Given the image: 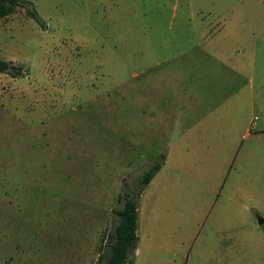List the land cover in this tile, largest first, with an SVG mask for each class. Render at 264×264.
I'll return each mask as SVG.
<instances>
[{
    "label": "rangeland",
    "instance_id": "rangeland-1",
    "mask_svg": "<svg viewBox=\"0 0 264 264\" xmlns=\"http://www.w3.org/2000/svg\"><path fill=\"white\" fill-rule=\"evenodd\" d=\"M25 1L43 26L21 7L0 19V57L26 69L0 74V264H30L43 247L55 264H83L109 210L94 264L118 195L166 157L162 238L144 264H264V167L242 158L243 115L203 127L191 116L207 110L199 99L214 109L237 95L210 82L215 62L200 51L236 46L264 68V0Z\"/></svg>",
    "mask_w": 264,
    "mask_h": 264
},
{
    "label": "crops",
    "instance_id": "crops-1",
    "mask_svg": "<svg viewBox=\"0 0 264 264\" xmlns=\"http://www.w3.org/2000/svg\"><path fill=\"white\" fill-rule=\"evenodd\" d=\"M205 50L203 52L200 51L199 55L201 56L205 52V55L212 59L210 61L215 62V64L213 63L214 66L212 65L213 69L207 71L210 82L212 80L215 81L216 83L213 82L214 86H217L218 88L226 89L228 86H231V89L237 91V95L231 100L219 104L218 107L214 109H212L211 106L212 102L205 99H199L198 103L201 101L202 105L199 103L198 110H201L203 108V104L205 103L208 105L207 110L196 111V113H192V118L197 119L198 124L203 127L202 122H207L208 124V122L211 120H217L221 118H224V120L229 123L231 112L232 116L241 117L243 115V120H241L240 124L244 126L246 135H250L251 139L249 138L250 144L245 147L242 153V158L250 167H264V148L261 149L258 146L260 144V140L264 139V68L259 70L258 73H255L257 70L256 66L254 65L255 52L253 51L252 53H246V50L242 49L237 55L236 51L239 50H237L236 46L231 48L226 44L219 46L215 45L214 47H211V49ZM248 72H250V78L247 80V83L243 82L242 85V80L246 77ZM175 118L176 124L179 126L178 121L184 118L183 112H177ZM0 122L3 123L1 119ZM164 163H167V157L163 159V163L160 164L159 170L147 184L139 198L137 225L138 242L137 248L135 250L134 264H144L146 260L151 259L153 254L152 249L155 245V242L162 238L158 234V229L160 228V224H162L163 218H160V214L156 209L157 202L160 200V194L154 190L158 187V182L160 179L157 181V178L158 175H161V165ZM259 176H261V174ZM151 187L153 190H151ZM254 191L255 190H253V187H251L249 192H244L245 194L243 195V198L246 199L247 202L246 204L241 203V206H243L245 211L251 208L250 201L255 202V196L253 194ZM162 197V199H166V196ZM172 199L173 195L167 198V200ZM229 199L231 200V198ZM258 199L259 197L256 198L257 203L259 202ZM172 201L175 203L176 199ZM171 206L172 205H164L161 211H166V209ZM254 209L258 210V207L255 206ZM103 217L105 218L103 226H97L98 228L93 230L89 229L88 240L81 249V251L85 250L82 255L83 264H90L94 257V248L99 239V235L105 229V223L109 217V210L104 212ZM263 222L264 219H258V224H262ZM16 248H19V246H16ZM19 250L21 253L27 254L29 247L27 245L20 248ZM159 250L164 252L163 245H159ZM67 251L69 252L71 259L74 255L81 257L78 251L74 253V250L71 246L68 247ZM226 256L230 262V251L227 250L226 252V250L223 248L224 261L226 260ZM55 263V258L53 256H48L45 253L44 247L42 250H36V252L30 257V264Z\"/></svg>",
    "mask_w": 264,
    "mask_h": 264
},
{
    "label": "trees",
    "instance_id": "trees-1",
    "mask_svg": "<svg viewBox=\"0 0 264 264\" xmlns=\"http://www.w3.org/2000/svg\"><path fill=\"white\" fill-rule=\"evenodd\" d=\"M18 7L24 8L29 17L43 26V21L37 11L25 0H0V19L15 13ZM1 73L19 78L25 75L26 69L22 64L0 57ZM159 168L160 163L155 160L139 176L134 189L129 188L123 194L118 195L117 200L121 202V206L112 209L114 216H111L109 221L111 227L96 246L98 254L94 264H134L138 242L139 198Z\"/></svg>",
    "mask_w": 264,
    "mask_h": 264
},
{
    "label": "water",
    "instance_id": "water-1",
    "mask_svg": "<svg viewBox=\"0 0 264 264\" xmlns=\"http://www.w3.org/2000/svg\"><path fill=\"white\" fill-rule=\"evenodd\" d=\"M156 161H157L158 163H160V164L163 163V159H156Z\"/></svg>",
    "mask_w": 264,
    "mask_h": 264
}]
</instances>
